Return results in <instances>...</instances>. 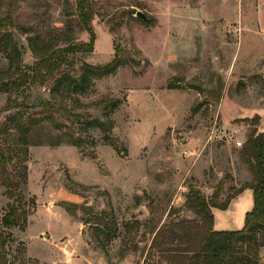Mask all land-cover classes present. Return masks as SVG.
Returning a JSON list of instances; mask_svg holds the SVG:
<instances>
[{"label":"rangeland","instance_id":"1","mask_svg":"<svg viewBox=\"0 0 264 264\" xmlns=\"http://www.w3.org/2000/svg\"><path fill=\"white\" fill-rule=\"evenodd\" d=\"M77 1L0 0L14 20L0 24V85L17 80L0 91V216L19 209L0 224V264H194L209 223L185 206L191 182L221 205L243 188L212 207L216 231L254 205L242 147L264 131V0H91L89 31ZM91 34L93 51L26 68ZM116 56L85 90L57 88ZM244 247L264 264L263 231Z\"/></svg>","mask_w":264,"mask_h":264},{"label":"trees","instance_id":"2","mask_svg":"<svg viewBox=\"0 0 264 264\" xmlns=\"http://www.w3.org/2000/svg\"><path fill=\"white\" fill-rule=\"evenodd\" d=\"M76 10L81 25L89 31L90 23L93 18L91 0H78ZM0 24L12 26L14 25V20L9 14L6 17L0 18ZM4 38L7 41V51L10 52L9 58L12 59L13 66L18 70L20 68L19 60H17V56H20L19 49L9 32H4ZM95 40L94 34H91V38L87 42H81L54 50L52 49L48 53L49 55H46L48 57H43L35 65L26 68L33 70V72L39 71L45 67L48 68L47 70H51L54 64L49 65V61H51L56 54H59L63 61L66 62L67 56L70 53L93 51ZM8 42L10 43L8 44ZM121 65L122 59L119 56H116L112 61L103 65L83 62L81 74L76 76L71 71L64 72L60 78L57 79V88H62L70 92L85 90L91 79L102 78L112 74ZM24 75H26V72L21 74V76ZM15 84H17V80L13 81L12 84H10V82H3L0 85V91L7 92L11 90V86ZM43 105L46 107L52 106L49 102H45ZM38 122L39 120L34 119L26 124V132L31 131ZM99 125L101 127L103 126L101 123H99ZM25 142L29 141L25 140ZM242 154L249 164L252 173V180L248 186L253 189L254 206L246 213L244 226L241 229L214 230V214L212 207L227 209L231 199L243 191V188L240 187L237 194L223 205L211 202L201 194L198 188L192 185L186 194L185 206L193 208L209 223L208 232L204 235L202 241L196 248L194 264H259L257 259L251 255L248 248H245L244 245H247L251 241H255L260 232H264V131H259L257 127L253 129L242 147ZM13 159L14 157L11 156L10 161ZM216 194H218L217 191ZM18 211V206L12 204L8 212L0 216V224L7 227L17 226ZM152 230L154 232L156 227ZM160 230L161 228L157 231L156 235Z\"/></svg>","mask_w":264,"mask_h":264},{"label":"crops","instance_id":"3","mask_svg":"<svg viewBox=\"0 0 264 264\" xmlns=\"http://www.w3.org/2000/svg\"><path fill=\"white\" fill-rule=\"evenodd\" d=\"M242 193H243V191H241L239 194H242ZM239 194H238V195H239ZM238 195H237V196H238ZM253 199H254V195H253ZM233 200H234V199H233ZM232 202H233V201H231V203H232ZM231 203H230V205H231ZM230 205H229V206H230ZM253 206H254V205H253ZM228 208H229V207H228ZM252 208H253V207H252ZM221 210H226V209H221ZM248 212H249V211H248ZM214 223H215V217H214Z\"/></svg>","mask_w":264,"mask_h":264},{"label":"water","instance_id":"4","mask_svg":"<svg viewBox=\"0 0 264 264\" xmlns=\"http://www.w3.org/2000/svg\"><path fill=\"white\" fill-rule=\"evenodd\" d=\"M138 15H140L141 17L145 18V15L141 12H138ZM146 19V18H145ZM191 185H194V182H191Z\"/></svg>","mask_w":264,"mask_h":264},{"label":"built area","instance_id":"5","mask_svg":"<svg viewBox=\"0 0 264 264\" xmlns=\"http://www.w3.org/2000/svg\"><path fill=\"white\" fill-rule=\"evenodd\" d=\"M237 145H242V142L241 141H237Z\"/></svg>","mask_w":264,"mask_h":264}]
</instances>
